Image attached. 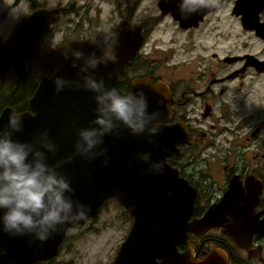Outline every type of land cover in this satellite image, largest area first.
<instances>
[{"label": "flooded vegetation", "instance_id": "af4514ba", "mask_svg": "<svg viewBox=\"0 0 264 264\" xmlns=\"http://www.w3.org/2000/svg\"><path fill=\"white\" fill-rule=\"evenodd\" d=\"M6 1L0 0V7ZM67 1V7L61 2L48 7L50 3L42 0H11L6 9L31 8L20 23L36 12L58 10L35 45L39 53L87 44L85 53L95 51L99 56L101 51L92 41L105 31L119 33L118 63L101 64L95 75L103 76L121 94L132 93L133 84L142 81L153 86L163 83L170 95L165 125L178 146L167 163L178 171L195 201L182 227L183 239L173 250L179 263L157 258L153 264H264V0H215L193 12L187 11L191 5H183V0H158L155 20H139L140 0H119L112 14L94 4L100 0ZM162 1H167V14L159 6ZM44 24L41 21V27ZM139 36L143 44L134 54ZM11 39L0 43V48ZM113 70L119 71V78H109ZM58 74L54 70L44 76L31 63L17 82L6 77L0 87V121L7 125L9 114L15 112L20 117L30 115L24 126L43 121L63 127L68 105L70 119L86 111L85 121L79 118L77 123L87 126L96 107L94 93L71 89L57 94L53 84L54 92L37 94L44 77L54 79ZM36 97L51 99L54 119H33L45 114L46 104L35 101ZM76 97L80 102H67ZM21 133L13 139L23 142ZM226 197L230 205L226 211L211 210ZM109 202L118 205L129 220L124 223L126 237L112 252H107L108 242L102 238H96L100 242L94 249L91 239L84 240ZM209 213L214 217L206 224ZM135 224L134 217L109 198L96 216L67 231L54 256L35 264H115ZM151 232L137 239L139 264L151 259L147 236ZM97 248L105 251L91 252Z\"/></svg>", "mask_w": 264, "mask_h": 264}, {"label": "water", "instance_id": "95a60500", "mask_svg": "<svg viewBox=\"0 0 264 264\" xmlns=\"http://www.w3.org/2000/svg\"><path fill=\"white\" fill-rule=\"evenodd\" d=\"M159 6L164 14H167V1L160 2ZM57 12L58 10L55 9L36 12L20 23L16 29V35L0 48V87L6 77H10L16 82L24 77L31 63H35L44 76L50 71L59 69L57 76L76 78L79 64L73 68L71 66L72 61H65L60 54L62 49L72 47V45L69 44L62 49H56L49 53H39L35 50L36 43ZM41 21L45 22L42 27ZM24 40L26 43L21 47ZM142 44L143 37L139 36V41L136 39L133 47L134 54L141 48ZM86 46H78L76 49L85 52ZM85 54L87 55V53ZM56 77L54 79L44 77L37 94L54 92L53 84ZM108 87H113V84H108ZM141 89L148 99V111L161 113V123L151 130V135L147 131L142 135H133L130 130L122 129L119 138L109 134L104 138V145L100 146L108 150L107 165L104 156L94 160L77 156L72 162L64 164L60 169L70 180L71 187L75 190L74 194L69 193L68 195H72L74 200H79L82 204L90 207L87 218L72 226H61L46 242L33 240V237L29 235L10 236L3 232V225L0 223V264H35L51 258L56 253L67 231L96 216L102 204L109 198H115L136 221L115 264H120L123 260L131 264L138 263V260L141 259H139L140 250L135 245L137 239H141L145 231H152L150 235L147 234L150 237L151 259L146 264H153L157 258L179 263L180 260L173 253V250L183 239L182 227L193 212L195 196L185 186L186 182L179 180L178 171L173 170L167 163V158L178 146V142L167 131L165 125L167 123V109L171 101L170 95L167 94V86L163 83L154 86L146 85L142 81H137L133 84L132 93L139 92ZM64 91L72 92L71 88ZM83 91V89L76 90V93ZM39 100L42 99L35 98V101ZM73 100L67 102L78 103L81 99L76 97ZM42 101L46 104L43 106L45 114L43 116L38 114L33 119L39 117L54 119L53 102L51 99ZM65 107L67 114L64 117L63 127H57V124L35 121L24 126L21 133L23 142H28L43 130H53L54 134L51 135V138L59 146V150L54 156L51 153L47 154V162L50 165L65 159L74 152V144L78 138L76 129L86 127L77 123L79 118H82L83 122L85 121L86 111H83L81 115L77 112L78 115H73L70 119L71 106L66 105ZM94 109L95 106H93V111ZM93 111L91 112V119H94L95 116ZM21 118L24 121L31 117L26 115ZM59 118L61 119V116ZM4 126L6 123L0 121V128ZM149 139L153 140L154 143H149ZM142 152L152 154L149 163L139 159V154ZM159 161H164L162 171L150 170L151 162ZM227 206H230L228 197H226V201L211 210L215 209V211L213 210L215 213L226 211ZM2 213L3 210H0V215ZM213 217L214 215L210 214L204 222L206 224L211 223ZM145 222L148 223L145 224ZM143 259L146 258L143 257Z\"/></svg>", "mask_w": 264, "mask_h": 264}, {"label": "clouds", "instance_id": "9594fccd", "mask_svg": "<svg viewBox=\"0 0 264 264\" xmlns=\"http://www.w3.org/2000/svg\"><path fill=\"white\" fill-rule=\"evenodd\" d=\"M214 2L183 0V5H191L187 11L193 12ZM92 43L101 55L95 51L86 55L83 50L72 47L62 49L60 54L64 60L79 64V70L75 79L57 76L54 80L57 94L66 88L95 94L94 119L88 126L76 129L78 138L71 155L55 164L47 162V154L54 156L59 150L48 130H43L28 142L13 139L16 133L24 130L23 120L15 112L9 114L8 124L0 128V210H3L0 223L3 232L10 236L29 235L33 240L46 242L61 226H72L86 219L90 207L68 195L74 194L75 190L60 171L61 167L77 156L88 160L104 156L107 165L108 150L100 147L107 135L119 138L122 129L130 130L133 135H142L146 131L151 135V130L161 123L159 111H148V99L142 89L121 94L116 88L108 87L103 76L98 78L95 75L101 64L118 63L115 48L119 43V33L105 31ZM109 78H119V71H111ZM148 142L154 143L151 139ZM151 155L150 152H142L139 159L149 163ZM163 165L164 161L151 162L150 170L162 171Z\"/></svg>", "mask_w": 264, "mask_h": 264}, {"label": "rangeland", "instance_id": "374dc122", "mask_svg": "<svg viewBox=\"0 0 264 264\" xmlns=\"http://www.w3.org/2000/svg\"><path fill=\"white\" fill-rule=\"evenodd\" d=\"M11 0H7L4 5L0 7V43H5L11 39L15 34V29L17 25L24 20L26 16L31 13L32 9L27 5L18 6L15 8H7ZM43 2H49L46 6L52 7L56 6L58 2H61L63 6H68L67 0H42ZM119 2V0H100L96 1L94 4H99L103 9L108 13L112 14L113 5ZM158 0H140L138 3L137 15L139 20L144 19H153L155 20L158 17ZM62 35H59L58 38L61 39ZM128 218L123 213L118 205L114 202H109L107 206L102 210V214L93 222L92 231L90 233H85L84 240L88 238L95 243L100 242L96 238H102L104 241L108 242L107 252H112L115 248L121 243V241L126 237L127 232H125V224L128 223ZM125 223V224H124ZM83 237V236H81ZM99 250H92V253Z\"/></svg>", "mask_w": 264, "mask_h": 264}]
</instances>
